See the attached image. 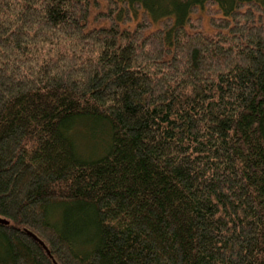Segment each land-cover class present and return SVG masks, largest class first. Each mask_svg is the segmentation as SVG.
I'll return each mask as SVG.
<instances>
[{
    "label": "trees",
    "instance_id": "16d2710c",
    "mask_svg": "<svg viewBox=\"0 0 264 264\" xmlns=\"http://www.w3.org/2000/svg\"><path fill=\"white\" fill-rule=\"evenodd\" d=\"M0 219V264H264V0H0Z\"/></svg>",
    "mask_w": 264,
    "mask_h": 264
},
{
    "label": "water",
    "instance_id": "95a60500",
    "mask_svg": "<svg viewBox=\"0 0 264 264\" xmlns=\"http://www.w3.org/2000/svg\"><path fill=\"white\" fill-rule=\"evenodd\" d=\"M0 223L1 224H7V222L5 220L0 219ZM32 239H34L35 241H37L40 245L43 246L42 242H40L34 235H32L31 233H27ZM44 247V246H43ZM45 249V247H44Z\"/></svg>",
    "mask_w": 264,
    "mask_h": 264
}]
</instances>
